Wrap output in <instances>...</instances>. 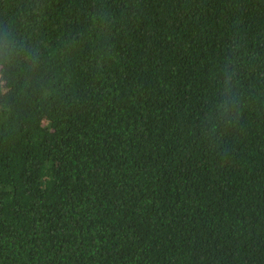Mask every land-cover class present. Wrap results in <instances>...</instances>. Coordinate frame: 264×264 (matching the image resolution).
I'll list each match as a JSON object with an SVG mask.
<instances>
[{"label":"trees","instance_id":"1","mask_svg":"<svg viewBox=\"0 0 264 264\" xmlns=\"http://www.w3.org/2000/svg\"><path fill=\"white\" fill-rule=\"evenodd\" d=\"M38 5L55 91L0 99V264H264V0Z\"/></svg>","mask_w":264,"mask_h":264},{"label":"clouds","instance_id":"2","mask_svg":"<svg viewBox=\"0 0 264 264\" xmlns=\"http://www.w3.org/2000/svg\"><path fill=\"white\" fill-rule=\"evenodd\" d=\"M17 14L0 21V99L12 97L22 90L38 89L43 94L55 91V74L50 57L32 38L34 20L42 14L38 0H19ZM235 73L228 65L221 81V100L216 106L223 115L235 101Z\"/></svg>","mask_w":264,"mask_h":264}]
</instances>
